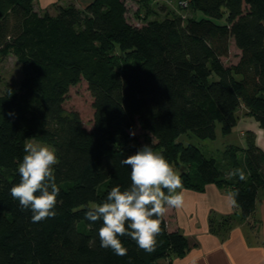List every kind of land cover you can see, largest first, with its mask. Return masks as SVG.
<instances>
[{"label": "trees", "instance_id": "obj_1", "mask_svg": "<svg viewBox=\"0 0 264 264\" xmlns=\"http://www.w3.org/2000/svg\"><path fill=\"white\" fill-rule=\"evenodd\" d=\"M35 3L0 0V57L14 55L22 72L17 83L0 74V264H173L185 254L186 235L169 230L166 217L151 253L121 237L125 256L102 248V221L85 218L112 187L130 186L131 169L120 161L143 140L172 165L188 167L180 173L183 187L215 183L232 192L239 219L253 216L264 193V150L252 135L246 147L230 143L218 156L180 137L214 139L218 125L228 135L241 109L264 129V0H186L187 17L138 0L135 21L127 0L54 10ZM232 43L238 59L226 65ZM81 80L93 99L91 127L64 106ZM136 128L141 134L131 135ZM28 139L50 144L59 158L57 215L36 223L10 195ZM236 170L244 180L231 175ZM234 215L221 224L211 219L210 228L226 231Z\"/></svg>", "mask_w": 264, "mask_h": 264}, {"label": "clouds", "instance_id": "obj_2", "mask_svg": "<svg viewBox=\"0 0 264 264\" xmlns=\"http://www.w3.org/2000/svg\"><path fill=\"white\" fill-rule=\"evenodd\" d=\"M12 92L9 89L8 95ZM24 153L18 167L20 180L12 186L10 195L22 209L32 212L34 223L53 218L57 215V197L61 191L55 177L54 166L59 163L57 151L51 145L26 141ZM120 163L131 169L130 186L123 190L119 185L112 187L102 203L89 205L85 218L92 224L102 221L98 230L102 248L125 256L128 250L121 237H129L139 249L151 253L155 250L157 237L162 234L161 223L167 210L179 209L184 204L181 177L174 165L151 144L141 146ZM237 173L241 180L245 179L241 170L231 175ZM162 189H167V194ZM94 243L90 240L89 246Z\"/></svg>", "mask_w": 264, "mask_h": 264}, {"label": "crops", "instance_id": "obj_3", "mask_svg": "<svg viewBox=\"0 0 264 264\" xmlns=\"http://www.w3.org/2000/svg\"><path fill=\"white\" fill-rule=\"evenodd\" d=\"M37 1L41 8L49 9L63 0ZM90 1L77 0V4L85 7ZM233 131L240 136L238 145L246 147L248 137L252 135L255 143L264 150V129L253 115H245L243 109L239 110ZM183 191V206L169 208L165 215L169 230L179 229L189 242L187 252L174 258L173 264H264L263 192L257 197L253 216L239 219L240 210L235 206L230 190L209 183L204 190L183 187ZM229 214H235L229 229L210 228L211 219L221 224Z\"/></svg>", "mask_w": 264, "mask_h": 264}, {"label": "rangeland", "instance_id": "obj_4", "mask_svg": "<svg viewBox=\"0 0 264 264\" xmlns=\"http://www.w3.org/2000/svg\"><path fill=\"white\" fill-rule=\"evenodd\" d=\"M68 2H74L77 4V0H63L62 3H55L50 8L51 10H54L57 4H66ZM153 7L154 4L157 7L154 8H160L161 6L166 5L169 9L173 10L177 14L180 12H184V17H187L189 15L188 9H186V0H151ZM158 3V4H157ZM36 7L40 10H44L39 5L40 3L36 0L35 3ZM127 5L129 8V14L131 21H135L136 18L133 17V12L138 7V0H127ZM184 6V7H183ZM49 8V9H50ZM198 16H204L201 11H199ZM238 49L235 47V45L232 43L230 48V53L227 57H223V62L228 65L231 63H234L238 59ZM0 74L3 77L4 82H14L17 83L21 76V67L20 63L17 61L16 57L14 55H7L4 57H0ZM92 96L88 89V84L85 80H81L78 84L73 85L70 87L69 93L67 95V98L65 100L64 106L67 109L70 110H77L84 122V124L88 127H91L92 125V118H93V107H92ZM135 134L140 135L141 130L139 128H136L134 131ZM217 132L218 135L216 138H200L193 133H183L181 134L180 140L184 143L192 142L198 147L202 149V151L207 155H215L218 156L219 153L224 151V149L227 147L228 144H239L240 136L236 135V132L233 131L228 135H223L220 131V126H217ZM141 140H143V136H140ZM28 142H36L40 143L41 145H50L46 142L37 140V139H28ZM245 141V140H244ZM149 142L146 140L142 141L141 146L148 144ZM140 146V147H141ZM155 151H159L158 149ZM175 171L180 176V173L184 170H187L188 167L186 165H182L180 167L174 166ZM165 191V189H162ZM167 192V191H166ZM165 192V193H166ZM167 194V193H166ZM262 194V190L259 192V195Z\"/></svg>", "mask_w": 264, "mask_h": 264}]
</instances>
